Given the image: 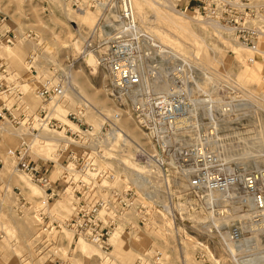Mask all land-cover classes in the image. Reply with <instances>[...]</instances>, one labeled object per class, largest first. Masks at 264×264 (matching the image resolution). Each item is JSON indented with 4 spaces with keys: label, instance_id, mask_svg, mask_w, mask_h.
Masks as SVG:
<instances>
[{
    "label": "built area",
    "instance_id": "2783aa9c",
    "mask_svg": "<svg viewBox=\"0 0 264 264\" xmlns=\"http://www.w3.org/2000/svg\"><path fill=\"white\" fill-rule=\"evenodd\" d=\"M66 1L79 10L99 9L97 23L92 29L94 34L110 30V22L117 25L112 36L87 45L91 47L90 51L101 50L98 62L107 73L108 94L122 109L116 108L113 115L106 116L95 128L91 124L83 125L80 116L87 103L81 100L77 112L65 115L75 129L55 118L54 108L42 106V110L35 114H27L24 110L18 113L23 92L7 64L0 61V122L25 127L30 139L44 130L59 129L68 138L69 145L85 147L80 154L66 146L58 148L61 154H65L64 160H69L62 172L65 182L62 192L68 191L72 197V212L66 226L77 237L107 250L114 229L119 224L132 225L125 219L130 210L135 212L137 225L150 226L154 213L159 210L172 220L174 193L193 194L209 213L200 226H209L207 231L225 250L232 264H264V169L246 170L232 165L221 152L208 146L207 137L213 134L203 133L195 143L186 145L179 144L176 139L184 129L181 120L195 112L198 105L209 104L204 94L196 96L194 91L199 84L193 62L160 44L140 27L132 0ZM183 2L185 8L194 6L204 19L229 27L237 42L250 50L264 39V0ZM109 18L113 19L105 23ZM254 20H262V26ZM3 21L4 17L0 18V23ZM23 38L32 40L34 37L29 31ZM17 39L19 36L10 27L0 30V42L13 45ZM35 61L36 53L31 51L24 62L31 73H36ZM144 67L149 69V74H144ZM159 70L165 74L160 75ZM36 82L37 97L42 105L51 102L58 105L65 97L68 88L65 75L55 73ZM162 82L166 84L163 89L157 85ZM229 109L224 108L225 111ZM123 114L135 121L146 139L145 145L135 142L131 158L137 167L134 170L138 178L136 183L127 180L123 172L120 174L118 165V169H114L106 164L107 161L115 162L119 155L120 141L125 135L118 118ZM205 119L196 125L204 124ZM32 145L33 141L22 142L8 149L7 155L14 162L16 160L15 170H21L29 180L45 187L49 199L55 192L50 190L47 193L50 178L43 171L42 164L32 159ZM102 161L106 162L105 165ZM117 178L124 181L123 186L114 185ZM170 180H183L185 186L175 190L170 186ZM158 195L162 198L161 204ZM220 217H226V222L219 221ZM252 242L256 245H251ZM199 246L203 247L201 243ZM198 253L203 250L199 248ZM160 255L156 253L154 263H159Z\"/></svg>",
    "mask_w": 264,
    "mask_h": 264
},
{
    "label": "rangeland",
    "instance_id": "374dc122",
    "mask_svg": "<svg viewBox=\"0 0 264 264\" xmlns=\"http://www.w3.org/2000/svg\"><path fill=\"white\" fill-rule=\"evenodd\" d=\"M172 1L177 10L186 9L183 0ZM86 9L90 18H86L87 22L84 23L78 13L80 10L66 0H0V18L4 17L0 30L10 27L19 36L13 45L0 42V61L7 64L13 79H16L23 92L18 113L24 110L27 114H35L42 110V106L51 110L54 108L53 116L75 129L65 115L77 112L81 100L86 103L88 101L103 114L101 118L94 109L87 112L84 109L85 112L80 116L83 125L91 124L95 128L103 123L106 116L114 113L116 108L122 109L114 104L108 94L107 73L98 62L101 50L91 51L94 56L84 58L91 49L87 44L93 45L100 38L108 37L102 31L98 34L92 33L99 17V9ZM187 9L193 19L203 21L204 18L194 6L189 5ZM111 19L113 18L106 19L105 23ZM137 21L144 29H150L148 31L164 46L193 62L194 75L199 83L198 89L194 90L196 96L204 94L205 98L212 99L209 104L197 106L193 124H186L176 138L179 144L195 143L203 133L211 136L212 125H196L205 117L203 122L208 121L205 109L209 106L214 121L217 122L218 139L215 142L210 137L208 146L221 152L232 165L246 170L264 169V146L258 143L260 140L264 142V39L259 41L257 52H252L247 46L240 45L233 31L220 22L216 24L220 28L219 35L213 32L210 24L201 22H192L191 28L195 34L189 35L155 21L150 10L146 12L143 20ZM260 21L262 20H254V23ZM29 31L33 34L32 40L23 38ZM112 35L113 32H110L109 36ZM85 46L88 48L83 51ZM237 49H240L239 56ZM31 51L36 53V73L28 71L24 63ZM206 57L210 58L209 62ZM249 57H252L253 62L248 61ZM253 63H258L261 69L258 70L260 75H257L255 81L248 78L243 68L244 65L252 66ZM147 69L144 67V74H149ZM55 73L66 76L68 88L58 105L51 102L44 106L37 97L36 81ZM159 74L164 75L165 72L159 70ZM206 75L211 78L206 79ZM100 101L104 103V108H100ZM225 107H229V111H225ZM123 117L128 116L121 118ZM131 121L135 125V121ZM2 124L23 134L17 125L7 121H1L0 125ZM119 124L122 126L121 121ZM136 130L139 135L132 137L136 143L145 145L144 133L139 128ZM49 131L53 135L64 136L59 129ZM5 133L0 129V264H156L154 257L157 252L161 254V260L157 264H232L225 250L207 231L210 230L209 226H200L209 213L193 194L189 196L174 193L172 220L159 210L154 213L150 226L137 225L135 212L130 210L125 219L132 225L119 224L120 227L114 229L118 235L114 238L113 233L111 234V243L107 250L77 237L65 224L72 212V197L68 191L62 192L65 187L63 167L69 160H64L65 154L58 151L60 146L55 147L56 143L46 142L35 149L39 157L30 153L33 160L42 164L43 171L50 178V189L47 193L52 190L55 195L47 199L45 187L29 180L21 170H13L9 174L2 171L4 163L11 169L16 163V160L14 162L8 157V149L19 146L25 140L15 135L13 137L16 142L12 145L4 144L7 143ZM67 143L69 142H66V148L73 149L76 153L80 154L85 149L80 145ZM129 143H125L126 146ZM46 155L48 158H44ZM107 162L101 163L118 169L116 162ZM117 162L124 164L125 161L117 158ZM16 179L22 183L18 184ZM170 183L175 190L185 186L183 180H170ZM123 184L124 181L118 178L114 181L117 187ZM161 199L158 195L159 204L162 203ZM167 225L170 228L169 233L164 230ZM200 243L203 247L199 246ZM81 244L90 247L91 251L84 249ZM199 248L203 253H198ZM110 253L111 260L105 262Z\"/></svg>",
    "mask_w": 264,
    "mask_h": 264
},
{
    "label": "bare ground",
    "instance_id": "6f19581e",
    "mask_svg": "<svg viewBox=\"0 0 264 264\" xmlns=\"http://www.w3.org/2000/svg\"><path fill=\"white\" fill-rule=\"evenodd\" d=\"M132 2H133V8H134V12H135V15H136V17H137V19H139V21L140 20H143L144 18H145V14H146V12L148 11V10H150L151 12H152V17L154 18V20L155 21H159V22H161V23H164V24H167V25H170L174 30H181V32H183L184 34H189V35H194L193 34V30H192V28H191V24H193V23H195V22H198V21H196V19H193L191 16H190V14L188 13L189 11H188V9L186 8H184L185 10H183V11H179V10H177L176 8H175V3H174V1H172V0H132ZM176 2V1H175ZM66 8V7H65ZM88 9H81L80 10V12H78L79 13V15H80V17H81V19H82V21H84V23H86L87 21H85V20H87L86 18H90V17H88L87 16V14H88V11H87ZM188 11V12H187ZM148 22V21H147ZM191 22V23H190ZM193 22V23H192ZM203 23V24H210V26H211V29L213 30V32H216L218 35H219V33H220V31H219V27H217L218 25H216V24H218V22L217 21H213V20H209V19H203V21L201 20H199V22L198 23ZM109 24V26H110V30L109 31H106L105 32V34L109 37V35H110V32H113V30L114 29H116L117 28V25L116 24H112L111 22L110 23H108ZM260 24V26H262L261 24H263V23H259ZM140 27H142V26H140ZM221 27V26H220ZM143 28V27H142ZM146 28H147V26H146ZM148 28H149V26H148ZM223 28H226V27H223ZM144 29V28H143ZM226 29H228V28H226ZM146 30V29H145ZM148 30H150V29H148ZM148 30H146L147 32H149ZM211 30V31H212ZM151 31V30H150ZM150 33V32H149ZM151 35H152V33H150ZM153 36V35H152ZM198 36H199V34H198ZM153 37H155V39L160 43V44H162L157 38H156V36H153ZM222 38V37H221ZM239 43V42H238ZM259 43V42H258ZM240 44V43H239ZM163 45V44H162ZM241 45V44H240ZM172 49V48H171ZM234 49V48H233ZM258 49V44H257V47L254 49V50H251L252 52H257L256 50ZM173 50V49H172ZM240 49H237V55L239 56V55H241V54H239V51ZM250 50V49H249ZM83 51H86V49L84 48V50ZM173 51H175V50H173ZM175 52H177V51H175ZM178 53V52H177ZM236 53V52H235ZM89 55H93L92 53H91V51H87L86 52V54L84 55V58L85 57H87V56H89ZM94 56V55H93ZM90 57V56H89ZM183 57H185V56H183ZM185 58H187V57H185ZM236 58H238V57H236ZM249 58H251V62H253V59H252V57H249ZM188 59V58H187ZM209 57H206V60H208V62H209ZM243 59V58H242ZM96 60V59H95ZM239 60V59H238ZM244 60V59H243ZM240 61H241V59H240ZM264 64V63H263ZM159 65H162V63L161 62H159ZM262 65V64H261ZM260 66L258 65V63H253V65L252 66H247V65H244L243 66V68H244V73L248 76V78H250L251 79V81H255L258 77H257V75H260L259 73H258V70L259 71H261V69L259 68ZM27 68V67H26ZM263 72H264V70H262ZM15 75V74H14ZM262 75V74H261ZM206 79H210L211 78V76H208V75H206V76H204ZM158 81V80H157ZM258 81V80H257ZM197 84H199L198 82H197ZM157 85H158V87L159 88H161V89H163L164 87H165V83L164 82H162V83H157ZM259 86V85H258ZM71 91H73V90H71ZM75 92V91H74ZM76 94H77V96H79V94L77 93V92H75ZM211 99V98H210ZM210 99H208L207 100V102L208 103H211L212 102V99L210 100ZM87 105H86V112H87V110H89V109H94V111L97 113V114H99L100 116H101V118H103L102 116H103V114L100 112V110L99 109H97V108H95V106H93L91 103H89L88 101H87ZM100 108H104L103 107V105H104V103L102 102V101H100ZM205 106V105H204ZM207 107V109H205V111H206V115H207V119H210L211 121H206V122H204V124H210V125H212V127H213V132H212V134L214 135V136H211V139H215V142H217V139H218V133H217V131H218V129H217V122L216 121H214V116H213V114H212V111H211V109H209L208 110V107L209 106H206ZM110 115H113V113L112 114H110ZM125 114H123L122 116H124ZM194 115H195V112L194 111H192L186 118H184L183 120H181V123H180V125L181 126H185L186 124H193L192 123V121H193V118H194ZM121 116V117H122ZM121 117H119L118 118V123H120V121H121V124H122V126H123V128H122V126H120L123 130H126V133L124 132V135L125 136H123L122 137V141H120V148H119V155L118 156H116L115 157V162H116V164L120 167V172H123L124 173V175L128 178V179H130L132 182H134V183H136L137 182V180H138V178H137V174H136V172L134 171L135 169H137V167H136V165L132 162V154H134V150H135V140H134V137H132V136H138L139 135V133H138V131L136 130L137 128H136V126L134 125V123L131 121V119L129 118V116L128 117H123V118H121ZM66 118V117H65ZM66 120L68 121V122H71V121H69L67 118H66ZM102 124V123H101ZM100 124V125H101ZM99 125V126H100ZM120 125V124H119ZM0 129L1 130H3L4 132H6L5 133V139H6V141H7V143L6 142H4V144H7V145H12L14 142H16V140H15V138L13 137V136H15V135H19V137L21 138V140H23V138L25 139L23 142H32L33 141V145H32V147H31V152H32V154H34L35 156H38V155H36V153H35V149L37 148V147H41V146H43L44 144H46V142H52V143H56V145H55V147L56 146H65V144H66V142H69V140H68V138L67 137H65V135L63 136V137H59V136H57V135H53V133L52 132H50V131H48V130H44V131H42L40 134H38L37 136H36V138L35 137H32L31 139L28 137L29 135H28V131L26 130V128L25 127H19V129H21L20 131H23V134L22 133H20V132H16L15 130H13L12 128H8L7 126H5L4 124H2V125H0ZM216 130V131H215ZM59 132H61V131H59ZM64 134V133H63ZM236 134L239 136L240 135V133L239 132H236ZM28 138H29V140H28ZM65 138H67V140L65 139ZM114 139H116V138H114ZM207 139L209 140L210 139V137H207ZM118 141V140H117ZM210 141V140H209ZM127 142H130L129 144H128V146L130 145V144H132L133 146L132 147H130V148H128V146H126L127 144H125V143H127ZM214 142V141H213ZM258 143L260 144V145H263L264 146V142L263 141H258ZM21 144V143H20ZM67 144H69V143H67ZM34 148V149H33ZM54 148V147H53ZM52 148V149H53ZM51 149V150H52ZM128 149H130L129 150V152L127 151ZM123 152H125V153H123ZM251 155V154H250ZM39 157V156H38ZM44 158H48V155H46V156H44ZM49 158H51V157H49ZM117 158H121V159H124V161L126 162H124V164H120L119 162H117ZM242 159V158H241ZM232 160V159H231ZM248 160V159H247ZM247 160H246V163H247ZM249 161H251V160H249ZM264 161V160H263ZM241 164H243V163H241ZM238 165V164H237ZM13 170H15L14 168H10V166L9 165H7L6 163H4V165H3V167H2V171L4 172V173H7V174H9L10 172H12ZM16 182L19 184V183H22L20 180H18V179H16ZM45 192V191H44ZM32 195H35V192H32ZM37 195V194H36ZM49 208V207H48ZM218 220L219 221H221L222 223H224V222H226V217H220V218H218ZM165 223H167V224H169L168 222H165ZM117 227H120V226H117ZM164 230L167 232V233H169L170 232V228L168 227V225L164 228ZM115 232V233H114ZM113 236H114V238H116V236L118 235V233H116V231L114 230L113 232ZM111 237V236H110ZM115 241V240H114ZM109 242H110V238H109ZM111 243V242H110ZM252 244H255V242L253 243H251V245ZM256 245V244H255ZM81 246L84 248V249H87V250H89V251H91V248L90 247H88V246H85V245H83V244H81ZM231 247V246H230ZM104 253H106V252H104ZM110 255V257L108 258V259H105V262H109L110 260H111V256H112V254L110 253L109 254ZM113 257H115V255L113 256ZM188 261V260H187Z\"/></svg>",
    "mask_w": 264,
    "mask_h": 264
}]
</instances>
